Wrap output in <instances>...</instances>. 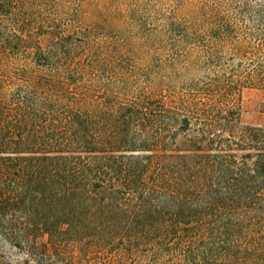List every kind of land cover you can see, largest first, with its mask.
Here are the masks:
<instances>
[{
  "label": "trees",
  "instance_id": "1",
  "mask_svg": "<svg viewBox=\"0 0 264 264\" xmlns=\"http://www.w3.org/2000/svg\"><path fill=\"white\" fill-rule=\"evenodd\" d=\"M39 2L0 0V260L264 264V0H122L96 46Z\"/></svg>",
  "mask_w": 264,
  "mask_h": 264
},
{
  "label": "rangeland",
  "instance_id": "2",
  "mask_svg": "<svg viewBox=\"0 0 264 264\" xmlns=\"http://www.w3.org/2000/svg\"><path fill=\"white\" fill-rule=\"evenodd\" d=\"M39 4H42L44 8L42 15L50 14L49 17L58 19L54 28L60 31L59 34L63 32L65 43L86 40L96 46L108 40L122 38L123 33L129 30L128 25L123 23L122 0H40ZM34 10H36L35 7ZM17 20L20 22L23 16L18 15ZM18 27L20 32L28 29L24 23ZM44 31L46 29L42 28L37 33L42 34ZM18 35L22 37L21 33ZM46 36L47 39L43 45L52 46L53 41L50 37L52 35ZM20 52L14 56H18ZM23 63H25L23 56L15 60L8 58L6 61V64L15 67H20ZM263 102L264 92L261 89L244 88L241 91V122L247 125L264 126ZM0 264H6V261L0 260Z\"/></svg>",
  "mask_w": 264,
  "mask_h": 264
}]
</instances>
